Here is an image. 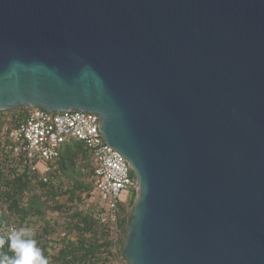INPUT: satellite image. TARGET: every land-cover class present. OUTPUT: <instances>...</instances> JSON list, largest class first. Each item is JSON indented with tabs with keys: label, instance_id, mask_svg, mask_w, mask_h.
Instances as JSON below:
<instances>
[{
	"label": "water",
	"instance_id": "95a60500",
	"mask_svg": "<svg viewBox=\"0 0 264 264\" xmlns=\"http://www.w3.org/2000/svg\"><path fill=\"white\" fill-rule=\"evenodd\" d=\"M100 116L139 188L129 264H264V0H0V110Z\"/></svg>",
	"mask_w": 264,
	"mask_h": 264
},
{
	"label": "trees",
	"instance_id": "16d2710c",
	"mask_svg": "<svg viewBox=\"0 0 264 264\" xmlns=\"http://www.w3.org/2000/svg\"><path fill=\"white\" fill-rule=\"evenodd\" d=\"M31 110L27 106L0 110V238L4 240L0 257L13 255L9 230L25 227L34 231L32 238L48 264H129L123 246L132 215L120 207L117 235L100 219L99 203L90 201L93 158L84 142L71 139L62 144L58 158L44 173L33 169L35 162L14 153L6 129L16 127ZM131 174L135 176L133 169ZM136 196V189L131 190L129 207Z\"/></svg>",
	"mask_w": 264,
	"mask_h": 264
},
{
	"label": "built area",
	"instance_id": "2783aa9c",
	"mask_svg": "<svg viewBox=\"0 0 264 264\" xmlns=\"http://www.w3.org/2000/svg\"><path fill=\"white\" fill-rule=\"evenodd\" d=\"M6 131L14 153L35 162L33 169L43 173L58 158L62 144L71 139L84 142L93 158L95 181L90 200L99 203L100 219L111 225L117 235L120 207L127 205V198L125 201L121 198L128 197L131 190L138 191L139 184L136 175L131 174L132 166L127 158L105 141L98 114L32 108L16 127Z\"/></svg>",
	"mask_w": 264,
	"mask_h": 264
},
{
	"label": "clouds",
	"instance_id": "9594fccd",
	"mask_svg": "<svg viewBox=\"0 0 264 264\" xmlns=\"http://www.w3.org/2000/svg\"><path fill=\"white\" fill-rule=\"evenodd\" d=\"M34 235V231L29 228L10 229L7 241L13 255L0 257V264H48L41 250L36 247V241L32 238ZM3 243L4 240L0 238V247Z\"/></svg>",
	"mask_w": 264,
	"mask_h": 264
},
{
	"label": "rangeland",
	"instance_id": "374dc122",
	"mask_svg": "<svg viewBox=\"0 0 264 264\" xmlns=\"http://www.w3.org/2000/svg\"><path fill=\"white\" fill-rule=\"evenodd\" d=\"M65 198H66V197H61V198H60V201H61V202H65V201H66ZM126 198H127V195L122 196L121 200H122V201H125ZM90 201H91V200H90ZM91 203H93V202H91ZM133 208H134V206H133V207H129L128 205H125V209H126L127 214L132 215V217H133ZM54 216L59 217L60 215L55 214ZM124 236H125V235H124Z\"/></svg>",
	"mask_w": 264,
	"mask_h": 264
}]
</instances>
